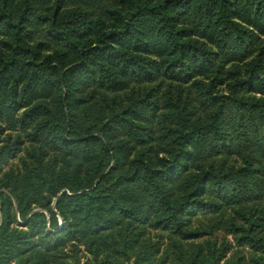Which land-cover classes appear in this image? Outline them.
I'll list each match as a JSON object with an SVG mask.
<instances>
[{
    "label": "trees",
    "instance_id": "trees-1",
    "mask_svg": "<svg viewBox=\"0 0 264 264\" xmlns=\"http://www.w3.org/2000/svg\"><path fill=\"white\" fill-rule=\"evenodd\" d=\"M37 1L0 0V264H220L217 227L264 264V0Z\"/></svg>",
    "mask_w": 264,
    "mask_h": 264
},
{
    "label": "rangeland",
    "instance_id": "rangeland-1",
    "mask_svg": "<svg viewBox=\"0 0 264 264\" xmlns=\"http://www.w3.org/2000/svg\"><path fill=\"white\" fill-rule=\"evenodd\" d=\"M34 6L37 9H41L42 8V4H40L37 0H33ZM32 35L34 38H38L40 37V33L39 32V28H35L32 29L31 31ZM3 123L5 124V122L3 121ZM10 129H8L9 131ZM255 142V141H254ZM253 142V144H254ZM251 149V147L245 145V146H239V147H234L232 148L228 154H226V152H215L210 150V148L206 145H203L202 147V154L199 155L198 157H196V160H201L204 163H209L212 162L214 163L216 166H219V164H226L227 162L229 163H241L242 160L240 158V156L238 155V153H241L242 151H247ZM18 156H12V157H6L3 158L0 161V166H1V171H0V176L7 171L9 168H11L15 163H16V159ZM230 213V211H226V212H219V213H210V214H203V213H199L196 214L194 216H192V220L194 222V224H198V225H202V224H218L220 222H222L223 217H226L228 214ZM61 225V224H60ZM155 232H153L154 234ZM157 235H160L163 239V242H166V232H162V231H156ZM221 236L226 237L228 240L231 241L232 243V247L229 251V253L227 254L226 258L224 260L221 261L220 264H224V262L227 259H230L231 257H233L236 254H243L246 257L250 254V250L246 247V246H238L237 244H235L233 236L230 234H226L222 229H219L218 227L215 228L212 231V234L210 235V237L212 238H220ZM74 243V242H73ZM76 243V242H75ZM78 246H80L81 250L79 251L78 255H77V260H74V257L69 258L68 261L70 262V264H92V258L90 257L89 253H87L84 250V246L81 243H77ZM67 249L69 250V247H67Z\"/></svg>",
    "mask_w": 264,
    "mask_h": 264
}]
</instances>
